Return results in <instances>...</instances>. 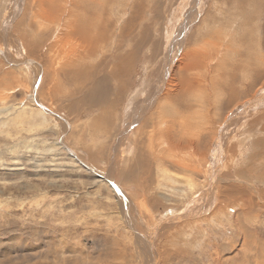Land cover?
I'll list each match as a JSON object with an SVG mask.
<instances>
[{
    "label": "rangeland",
    "instance_id": "obj_1",
    "mask_svg": "<svg viewBox=\"0 0 264 264\" xmlns=\"http://www.w3.org/2000/svg\"><path fill=\"white\" fill-rule=\"evenodd\" d=\"M0 264H264V0H0Z\"/></svg>",
    "mask_w": 264,
    "mask_h": 264
},
{
    "label": "bare ground",
    "instance_id": "obj_2",
    "mask_svg": "<svg viewBox=\"0 0 264 264\" xmlns=\"http://www.w3.org/2000/svg\"><path fill=\"white\" fill-rule=\"evenodd\" d=\"M198 56H199V55H198ZM193 57H194V56H193ZM197 58H198V57H197ZM113 68H114V67H113ZM182 69H183V68H182ZM182 69H181V70H182ZM88 76H89V75H88ZM112 76H113V75H112ZM114 78H115V77H114ZM85 79H86V78H85ZM118 79H119V78H118ZM84 81H85V80H84ZM118 82H119V81H118ZM121 85H122V84H121ZM116 87H117V86H116ZM117 90H118V89H117ZM105 104H106V103H105Z\"/></svg>",
    "mask_w": 264,
    "mask_h": 264
}]
</instances>
